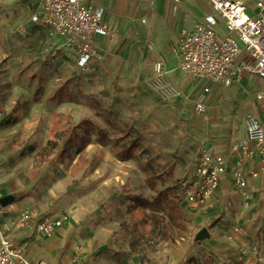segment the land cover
<instances>
[{
    "label": "rangeland",
    "instance_id": "rangeland-1",
    "mask_svg": "<svg viewBox=\"0 0 264 264\" xmlns=\"http://www.w3.org/2000/svg\"><path fill=\"white\" fill-rule=\"evenodd\" d=\"M170 1L180 17L178 33L213 13L206 1ZM31 16L29 0H0V198H13L0 210L18 196L24 210L62 221L52 236H42L53 240L46 256H27L31 264H236L241 249L264 247V203L257 193L246 199L247 191L231 190L206 208L188 207L183 199L198 151L241 137L245 116L261 114L255 97L264 93L263 79L244 75L207 96L205 84L190 93L171 44L131 26L148 27L154 13L130 17L123 29L120 20L113 22L104 51L79 68L63 42ZM158 61L164 75L156 87ZM196 100L207 105L203 116L194 111ZM72 132L82 146L61 155ZM128 148L130 156H122ZM170 186L180 196L183 219L166 209ZM17 212L1 214L0 234L8 239L22 229ZM202 230L207 236L200 241Z\"/></svg>",
    "mask_w": 264,
    "mask_h": 264
},
{
    "label": "built area",
    "instance_id": "built-area-1",
    "mask_svg": "<svg viewBox=\"0 0 264 264\" xmlns=\"http://www.w3.org/2000/svg\"><path fill=\"white\" fill-rule=\"evenodd\" d=\"M29 1L31 22L60 39L77 67L85 68L98 57L96 39L110 35L104 7L88 0ZM201 1H206L213 13L203 14L191 29H183L175 48L179 60L177 70L189 76L190 88L194 84H205L204 93L209 92L210 85L229 88L240 82L244 75L264 80V0ZM249 11L253 14L249 15ZM148 49L152 50L151 45ZM153 74V84L158 87L164 75L161 62H154ZM255 101L261 104L263 111L259 116L252 113L245 116L247 139L233 144L231 152L237 154V166L242 165L244 158L255 154L259 158V168L246 174L240 170L232 172V183L239 190L247 186L248 177L264 178V93H257ZM194 111L203 116L206 106L196 103ZM226 171L227 164L222 155L206 148L200 149L193 174L184 181L186 205L191 208L208 207ZM16 219L18 228H28L35 221L36 232L46 237L52 236L62 226L59 218H39L29 211L19 213ZM238 230L234 229L235 232ZM235 260L236 264H264V247L243 248ZM0 264L31 262L22 247L0 234Z\"/></svg>",
    "mask_w": 264,
    "mask_h": 264
},
{
    "label": "crops",
    "instance_id": "crops-1",
    "mask_svg": "<svg viewBox=\"0 0 264 264\" xmlns=\"http://www.w3.org/2000/svg\"><path fill=\"white\" fill-rule=\"evenodd\" d=\"M88 1L94 5H97V6L101 5L102 7H104V9H105V22L109 26L110 34L112 31L111 30L112 24H113V22H115L117 20H120L117 24H119L121 26V29H123V28H125V25H131L128 22L130 17L135 16L136 19H139L143 15L146 17L147 14L154 13L155 19L153 22H151V24L148 27H145V26L141 27L138 22H134L131 26L136 30V32L139 29L143 30V32L145 34H147L149 37H152L154 41L156 40L157 42H160L163 45H168L170 43L173 55L178 59V56L175 53V48L177 45V40H178L179 34L183 29L179 33L177 32V28L180 24V17L178 16V14H173L175 6L173 5V3L170 0H106L104 4H103V2H101L99 0H88ZM178 2H179V0H178ZM156 15H157V17H156ZM162 15H163L164 20L161 19ZM263 16H264V12H263ZM191 28H187V29H191ZM166 32H168V34H169L168 36H167ZM170 36H172V38H170ZM109 37H110V35L107 37H103V38L98 37L96 39L95 46H96V49L98 51V56L101 55V53L104 51V49L108 45ZM162 58H163V56H162ZM162 58H160V59L163 61ZM176 70H177V68H176ZM197 86H196V84H194L193 87L190 88V90H192V91H190V93L197 90L196 89ZM216 86L220 87L221 89H225V88L218 86V85H210L208 93H204V91L202 89L203 94H206V96H207L208 94H210L212 92V88H214ZM216 92H218V91H216ZM217 94L218 93L215 94V92H214L213 97H216ZM202 97H204V96H202ZM196 103L204 104L200 100L194 101V104H196ZM204 105L207 106L206 103ZM246 139H247L246 130L243 129L242 136L237 138V139L230 140V141L222 140L221 141L222 143L215 145L211 148L210 147H204L214 154L222 155L225 158L226 164H227V171H226V174L223 175L221 178L220 188L215 193V195H214V197L210 203H213V200L215 199L216 195H218V194L224 195L225 193H228L231 190L232 191L233 190L234 191L239 190L232 183L231 174L233 171L240 170L241 172L246 174L250 170H256L259 168V158L255 154L251 155L250 157L244 158L241 166L236 165L237 154H233L231 152V148H232L233 144H235L239 141H244ZM192 174H193V172H192ZM242 190L247 191V196L245 197L246 199L249 198L248 197L250 195L249 193H252L251 195H253V197H254V193H257V195L259 197L256 198V201L258 203L259 202L264 203V178L260 177L258 179H251L248 177L247 178V186ZM259 191H261V195L258 194ZM20 199H22V197L16 196L14 203H12L11 207H7V211L0 210V217H1L2 213L8 212L9 210H18L17 216L19 213H21L23 211H27V210L23 209L24 204L18 202ZM210 205H212V204H210ZM251 216H253V214H251ZM10 217L11 216H7V217L2 216V219L7 221L10 219ZM37 217H39V215H37ZM41 217H44V215H41ZM246 229L250 232V234L254 233L253 236L257 235V232H258L257 229L250 228L248 226ZM10 231H11V228H10ZM9 238H10L9 240L12 241L14 244L22 247L24 249V251L26 252V255L32 260L44 258L46 256L45 254L48 251L47 249L50 248V246H52L51 244L53 241L50 238H46V239H49V240H46L44 237H42L40 234H38L36 232L35 221H32V223L30 224V226L28 228L16 229L15 231H11L9 234ZM43 251L44 252L46 251V253H44Z\"/></svg>",
    "mask_w": 264,
    "mask_h": 264
},
{
    "label": "trees",
    "instance_id": "trees-1",
    "mask_svg": "<svg viewBox=\"0 0 264 264\" xmlns=\"http://www.w3.org/2000/svg\"><path fill=\"white\" fill-rule=\"evenodd\" d=\"M83 126H92L90 121L83 120L81 121ZM82 146L80 140H79V135L75 133H71L70 137L66 140L63 149H62V154L64 155L67 153L72 147H75L76 149L80 148ZM131 148V147H130ZM131 154V149H124L121 152V155L124 157H129ZM165 193L170 197L166 201V209L169 213H171L173 216L183 219L184 214L179 208V202H180V196L176 194L175 188L173 186H170L166 188ZM220 221L219 219L212 220L211 223L208 226V229H212L216 226V224Z\"/></svg>",
    "mask_w": 264,
    "mask_h": 264
},
{
    "label": "water",
    "instance_id": "water-1",
    "mask_svg": "<svg viewBox=\"0 0 264 264\" xmlns=\"http://www.w3.org/2000/svg\"><path fill=\"white\" fill-rule=\"evenodd\" d=\"M13 201V198L11 196H4L0 198V206L1 207H6L8 204H10ZM207 236V231L202 230L197 233V240H204Z\"/></svg>",
    "mask_w": 264,
    "mask_h": 264
}]
</instances>
